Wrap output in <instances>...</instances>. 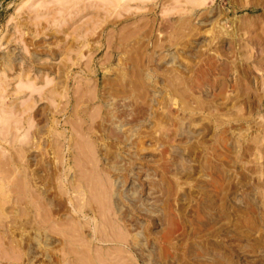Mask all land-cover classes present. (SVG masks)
I'll return each mask as SVG.
<instances>
[{
	"label": "rangeland",
	"instance_id": "374dc122",
	"mask_svg": "<svg viewBox=\"0 0 264 264\" xmlns=\"http://www.w3.org/2000/svg\"><path fill=\"white\" fill-rule=\"evenodd\" d=\"M0 121V264H264V0H0Z\"/></svg>",
	"mask_w": 264,
	"mask_h": 264
},
{
	"label": "bare ground",
	"instance_id": "6f19581e",
	"mask_svg": "<svg viewBox=\"0 0 264 264\" xmlns=\"http://www.w3.org/2000/svg\"><path fill=\"white\" fill-rule=\"evenodd\" d=\"M56 4H57V3H56ZM43 18H44V17H43ZM45 32H46V31H45ZM3 76H4V75H3ZM47 81H48V80H47ZM50 81H51V80H50ZM45 82H46V81H45ZM45 84H46V83H45ZM28 85H29V84H28ZM23 86H24V85H23ZM44 86H45V85H44ZM32 87H33V85H32ZM32 87H31V88H32ZM22 88H23V87H22ZM25 88H26V87H25ZM25 88H23V89H25ZM31 88H30V89H31ZM41 88H42V87H41ZM43 88H44V87H43ZM43 88H42V89H43ZM32 89H35V88L33 87ZM34 91H35V90H34ZM38 91H39V90H38ZM40 91H41V90H40ZM31 92H32V91H30V94H31ZM28 96H29V95H28ZM22 105H23V104H22ZM9 115H10V114H9ZM1 117H4V118H5V117H8V116H7V113H6V116H1ZM11 117H12V115H11ZM7 119H8V118H7ZM10 119H11V118H10ZM10 119H9V120H10ZM3 121H5V119H4ZM6 121H7V120H6ZM0 122H1V121H0ZM16 123H17V122H16ZM0 124H2V123H0ZM7 124H8V123H7ZM2 126H3V125H2ZM4 126L8 127V125H5V124H4ZM6 127H5V131H7V130H6ZM3 129H4V128H3ZM2 131H3V130H2ZM5 131H4V132H5ZM17 131H18V130H17ZM29 133H30V132H29ZM3 164H4V163H3ZM4 166H5V164H4L2 167L4 168ZM7 170L9 171V168H8ZM10 172H11V169H10ZM15 181H16V180H15ZM18 185H19V184H18ZM19 188H22V187L20 186Z\"/></svg>",
	"mask_w": 264,
	"mask_h": 264
}]
</instances>
